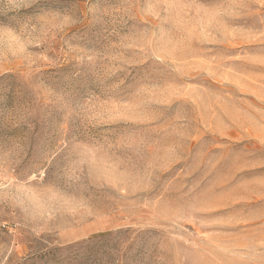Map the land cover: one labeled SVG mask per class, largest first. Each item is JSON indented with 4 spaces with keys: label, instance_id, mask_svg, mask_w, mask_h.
<instances>
[{
    "label": "rangeland",
    "instance_id": "obj_1",
    "mask_svg": "<svg viewBox=\"0 0 264 264\" xmlns=\"http://www.w3.org/2000/svg\"><path fill=\"white\" fill-rule=\"evenodd\" d=\"M0 264H264V0H0Z\"/></svg>",
    "mask_w": 264,
    "mask_h": 264
}]
</instances>
